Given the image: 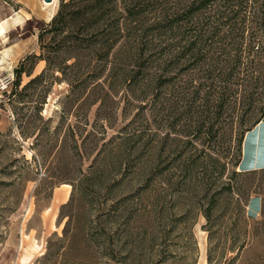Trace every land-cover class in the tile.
I'll return each mask as SVG.
<instances>
[{
  "label": "rangeland",
  "instance_id": "374dc122",
  "mask_svg": "<svg viewBox=\"0 0 264 264\" xmlns=\"http://www.w3.org/2000/svg\"><path fill=\"white\" fill-rule=\"evenodd\" d=\"M50 9L0 66V264H264V0Z\"/></svg>",
  "mask_w": 264,
  "mask_h": 264
},
{
  "label": "crops",
  "instance_id": "0c3cea01",
  "mask_svg": "<svg viewBox=\"0 0 264 264\" xmlns=\"http://www.w3.org/2000/svg\"><path fill=\"white\" fill-rule=\"evenodd\" d=\"M44 2V0H14V6L6 10L4 17H0L2 18L0 22L5 21L7 25L3 37H0V66L5 64H13L15 66L34 50L35 47L32 48L31 43L35 42L36 39V27L33 28L28 36H18L16 41L14 40L11 43L5 41H9L10 34L13 31H20L27 25L35 26L37 22L47 23L52 18L48 17L51 10L50 7L54 6L46 7L43 5ZM17 15L22 19L14 22ZM262 124H264V111L260 119L246 132L243 138L238 162V170L240 172L264 171V166H261L260 126ZM262 205V196L257 194L251 196L247 204L248 213L258 215L262 210Z\"/></svg>",
  "mask_w": 264,
  "mask_h": 264
},
{
  "label": "bare ground",
  "instance_id": "6f19581e",
  "mask_svg": "<svg viewBox=\"0 0 264 264\" xmlns=\"http://www.w3.org/2000/svg\"><path fill=\"white\" fill-rule=\"evenodd\" d=\"M56 2H57V0H54L53 2H44L43 5L46 7H50V6H54L56 4ZM48 17L49 18L53 17V12L51 10L49 11ZM21 19L22 18L19 15H17L14 22H18ZM6 28H7L6 22L5 21L0 22V37H3V34L6 31ZM63 186L66 187L62 192V197L65 198L68 194V191H69L68 188L70 187V185L64 184Z\"/></svg>",
  "mask_w": 264,
  "mask_h": 264
},
{
  "label": "snow or ice",
  "instance_id": "6c2138e0",
  "mask_svg": "<svg viewBox=\"0 0 264 264\" xmlns=\"http://www.w3.org/2000/svg\"><path fill=\"white\" fill-rule=\"evenodd\" d=\"M261 137V166H264V124L260 126Z\"/></svg>",
  "mask_w": 264,
  "mask_h": 264
},
{
  "label": "trees",
  "instance_id": "16d2710c",
  "mask_svg": "<svg viewBox=\"0 0 264 264\" xmlns=\"http://www.w3.org/2000/svg\"><path fill=\"white\" fill-rule=\"evenodd\" d=\"M56 18H57V15L54 16L52 20H56ZM19 71H20V70H16V72H19ZM256 122H257V121H256Z\"/></svg>",
  "mask_w": 264,
  "mask_h": 264
},
{
  "label": "water",
  "instance_id": "95a60500",
  "mask_svg": "<svg viewBox=\"0 0 264 264\" xmlns=\"http://www.w3.org/2000/svg\"><path fill=\"white\" fill-rule=\"evenodd\" d=\"M45 2H52L53 0H44Z\"/></svg>",
  "mask_w": 264,
  "mask_h": 264
},
{
  "label": "built area",
  "instance_id": "2783aa9c",
  "mask_svg": "<svg viewBox=\"0 0 264 264\" xmlns=\"http://www.w3.org/2000/svg\"><path fill=\"white\" fill-rule=\"evenodd\" d=\"M5 83H6V85H7V84H8V80H6V82H5ZM6 85H4V87H6Z\"/></svg>",
  "mask_w": 264,
  "mask_h": 264
}]
</instances>
